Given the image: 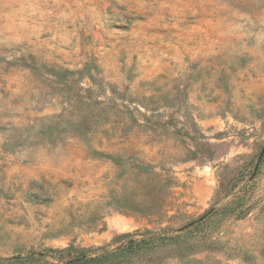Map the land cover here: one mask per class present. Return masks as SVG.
Returning a JSON list of instances; mask_svg holds the SVG:
<instances>
[{
    "label": "rangeland",
    "instance_id": "1",
    "mask_svg": "<svg viewBox=\"0 0 264 264\" xmlns=\"http://www.w3.org/2000/svg\"><path fill=\"white\" fill-rule=\"evenodd\" d=\"M145 231L264 264V0H0V264Z\"/></svg>",
    "mask_w": 264,
    "mask_h": 264
},
{
    "label": "trees",
    "instance_id": "2",
    "mask_svg": "<svg viewBox=\"0 0 264 264\" xmlns=\"http://www.w3.org/2000/svg\"><path fill=\"white\" fill-rule=\"evenodd\" d=\"M163 200V195L149 200L130 199V203L126 205V211L139 212L140 214L153 215L163 210V206L159 209L153 207V201ZM160 233L145 231L144 233L123 234L117 239V245L114 248L98 247L89 250H76L72 247L62 250H49L51 259L56 264H124L127 258L136 254L145 253L158 245L160 242ZM163 243V241H161ZM33 258V255L27 256L26 259Z\"/></svg>",
    "mask_w": 264,
    "mask_h": 264
}]
</instances>
